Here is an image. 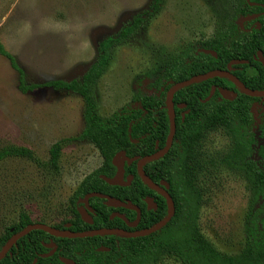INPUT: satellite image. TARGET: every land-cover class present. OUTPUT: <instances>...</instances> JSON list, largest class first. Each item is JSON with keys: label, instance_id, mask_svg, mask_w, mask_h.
<instances>
[{"label": "rangeland", "instance_id": "1", "mask_svg": "<svg viewBox=\"0 0 264 264\" xmlns=\"http://www.w3.org/2000/svg\"><path fill=\"white\" fill-rule=\"evenodd\" d=\"M150 3L0 0V43L18 57L26 83L68 81L87 70L103 38L116 34L133 15L147 10L151 15L144 27L111 49L108 69L93 87L98 113L107 117L137 94L152 95L165 56L184 54L215 34L217 20L223 19L221 7L229 0H164L154 13ZM0 61L5 64L4 68L0 65V151L16 146L30 152V157L0 159L1 236L21 213L45 224L68 220L71 214L65 210L74 199V189L100 166L102 157L90 142L76 139L84 127L81 96L51 87L23 93L16 70L2 55ZM206 140L210 150L228 143L217 132ZM55 146L60 151L54 166L50 150ZM200 178L201 231L218 250L234 254L244 244L245 183L239 175L212 166ZM164 264L180 263L167 259Z\"/></svg>", "mask_w": 264, "mask_h": 264}, {"label": "trees", "instance_id": "2", "mask_svg": "<svg viewBox=\"0 0 264 264\" xmlns=\"http://www.w3.org/2000/svg\"><path fill=\"white\" fill-rule=\"evenodd\" d=\"M163 1L151 0V12H157ZM254 11L255 7L245 0H239L238 3L229 0L228 5L223 4L220 14L223 19L217 21V36L206 42L207 48L215 51L216 56L199 52L197 49H188L184 54L170 52L162 63L154 93L135 95L122 108L107 117L98 113L93 87L108 69L111 49L126 42L144 27L151 15L147 10L133 15L116 34L103 38L97 45L96 58L79 78L28 84L25 72L1 43L0 55L7 58L10 66L16 70L21 92L51 87L82 97L84 127L76 139L88 141L97 148L102 157V165L83 178L76 191L78 194L85 186L93 184L92 178L102 182L98 175L108 174L105 168L114 170L111 159L118 151L124 150L129 157H143L155 152L156 141L159 148L164 146L169 132L165 96L175 83L198 74L225 69L229 61L241 59L248 60V63L232 65L231 73L247 88L264 90V67L253 58L257 50H261L264 55V49H255L254 24L251 23L249 27L246 24L241 28L235 23L238 15ZM244 35L248 36L246 44L243 41ZM161 52H164L163 48ZM213 85L233 89L237 95L233 100L218 99L219 95L215 92L209 100L203 101ZM171 100L176 113L175 134L171 147L166 154L147 162L143 167L147 172H158L163 166L167 172L172 168L173 172L177 170V173L180 168V176H172L173 181L167 178L171 185L174 184V214L171 219L161 229L139 237L95 235L57 239L72 250L82 249L86 242L96 239H117V246H113V252L116 251L113 258L102 264H164L167 259H173L180 264H264V98L245 95L228 78L216 76L178 89L173 93ZM182 103L185 104L183 109L177 106ZM184 110L188 112L181 120L179 112ZM216 132L225 136L227 145L219 149H207V137ZM59 151L58 146L50 150L51 163L54 166ZM8 155L30 157V152L24 147L16 146L0 151V159ZM210 166L239 175L248 192L247 209L243 219L244 244L234 254L218 250L200 228V175ZM129 171L135 175V179L131 187L125 188L126 191L133 188L136 192L141 187H146L136 175L135 163ZM165 215L164 207L145 229ZM31 223L34 222L28 215L21 213L17 223L7 228L0 236V250L13 234ZM57 227L62 229L61 226ZM109 227L111 226L101 223L87 228L72 227L68 230L83 232ZM43 236H49V233L40 229L32 230L17 240L0 260V264H39L42 260L37 254L42 251L40 240ZM93 252L97 253L95 250ZM80 253L85 252L81 250ZM84 256L95 259L93 254ZM35 258L37 263H33Z\"/></svg>", "mask_w": 264, "mask_h": 264}, {"label": "flooded vegetation", "instance_id": "3", "mask_svg": "<svg viewBox=\"0 0 264 264\" xmlns=\"http://www.w3.org/2000/svg\"><path fill=\"white\" fill-rule=\"evenodd\" d=\"M245 1L248 2L250 6H254L255 11L254 13L238 15V17L235 19V23L238 24L241 28H244L246 24L249 27L251 23H253L255 27V35H254L255 49H264V0H254L253 2L251 0H245ZM216 36H217L216 33L212 34L211 37L204 39L203 41H200L198 45L192 47L191 49H197L199 52H202L200 51V49H208L206 42L211 41L213 38H216ZM243 37H244V40H243L244 44H246L248 40V36L244 35ZM258 51H261V50H257L256 53ZM262 55H263V52H262ZM246 63H248V60ZM259 63L264 67V65L261 62ZM240 64H243V63H240ZM233 65H236V64H233ZM220 87L221 86H215L216 89L214 93L215 92L218 93V88ZM224 88H227V87H224ZM218 99H222L220 98V95ZM185 111L186 110L179 112L181 120H183L184 118V117L182 118V114L184 113L185 115L187 113ZM175 117H176V113H175ZM157 145H158V142H157ZM133 163H135L136 175L140 178L137 172L136 161L132 162L131 164H127V163L124 164V174L122 178V183H127L126 177L130 175L131 180L129 184H122V185L108 184L100 176L104 175L106 177L111 178L114 176L116 172V168L115 166H113L114 170L112 168H105L104 170L108 174L98 175V177L101 179L102 182L98 181L97 179L92 178L93 184L91 186H85L83 189L79 191L78 194H76V191L81 183H79L76 186L73 192L74 199L73 200L70 199L66 205L65 212H67L69 215L71 214V217L69 216L68 220L61 221V223H58V224H47L46 223V225L51 226L53 228H57V229H60L57 226H61L62 229L68 230L72 227L87 228L90 226L92 227L95 224L104 223V224H108L111 226L108 229H120V230H124L130 233H134V232L144 230L145 227L162 212L164 207L166 209V214H167L168 203H167L166 196L164 194L165 193L168 194L170 198L172 199V201H173L172 196L174 195V184L171 185V183L167 180V178L169 177L173 181L172 176H174L175 178H177L178 175L180 176V173H181L180 168H179L178 173H177V170L173 172L172 168H170L169 172H167L166 168H164L163 166H162L161 171H158V172H151V171L147 172L146 170L143 169L144 174L151 180V182L154 184L155 187L149 186L140 178V180L145 184L146 187H141L136 192L133 190V188L126 191L125 188L131 187L135 179V175L131 171H129ZM101 165H102V162L100 166ZM87 188H90V189L88 190ZM91 193L105 194L110 197L116 198L124 203L130 202L132 204V208H127L123 206L107 205L106 199L104 198H100L98 196H88ZM86 196H88L87 203L84 202V199ZM79 210H84L90 216L91 218L90 223L84 221L81 218L79 214ZM88 215H86V218H88ZM94 219H96V221H94ZM30 220L33 221L34 223H41L40 220L38 222H35L32 219ZM68 224L69 226H66ZM91 230H95V229H91ZM58 237L59 236H55L49 233V236H43V238L40 240L42 251L37 254L38 255L37 257H39L42 261L39 264H102L103 262L111 260L113 258V255L116 252V251L113 252V246L116 247L118 243L117 239H101V240L96 239L95 241H92V242L90 241L86 242L82 246V249L72 250V249H69L68 246H65L62 243V241H59L57 239ZM121 237H124V236H121ZM81 250H84L85 253H80ZM93 250H95V252L97 253H94ZM84 254H89V256L93 254L95 256V259L93 260V258H86ZM33 263H37V258L33 260Z\"/></svg>", "mask_w": 264, "mask_h": 264}, {"label": "water", "instance_id": "4", "mask_svg": "<svg viewBox=\"0 0 264 264\" xmlns=\"http://www.w3.org/2000/svg\"><path fill=\"white\" fill-rule=\"evenodd\" d=\"M200 51L205 52V53H210L213 56H216V53L212 50H208V49H200ZM255 59H257L259 62H261L264 65V57L262 55L261 51H258L256 53V55L254 56ZM247 60H231L227 66L226 69H217V70H213L210 72H206V73H202V74H198L195 75L193 77H190L188 79L179 81L177 83H175L166 93L165 96V106L167 109V114H168V120H169V132L165 141V146L161 149L158 148L157 142L155 144V149L156 151L145 155L143 157H139V156H132V157H128L125 153L124 150H120L118 151L111 159V163L113 166H115L116 168V172L114 174L113 177L109 178L106 177L104 175H101L100 177L102 179H104L108 184L111 185H122V184H129L130 180H131V176H127L126 180L127 183H122V178H123V174H124V164H131L132 162L136 161V166H137V172L138 175L140 176V178L149 186L151 187H155L154 184L151 182V180L144 174L143 172V166L149 162L152 161L154 159L159 158L160 156H162L163 154H165L168 149L170 148L171 144H172V140L175 134V111L173 108V104H172V95L175 91H177L178 89H181L183 87L189 86L191 84L203 81V80H207L210 79L212 77H216V76H221V77H226L229 80H231L234 85L245 95H248L250 97H259V98H264V90H253V89H249L247 88L235 75H233L230 70L232 69V65L233 64H240V63H246ZM215 86H211L210 92L208 94V96L203 100V101H207L211 98V96L213 95L214 91H215ZM218 93L220 95V98L226 99V100H233L236 95L237 92L233 89L230 88H224V87H220L218 88ZM179 108H183L185 107V104H179L177 105ZM185 112H188V110H186ZM184 117V113L182 114V118ZM166 196L167 199V203H168V211L167 214L164 218H162L160 221H158L157 223H155L154 225H152L151 227L138 231V232H134V233H130L124 230H120V229H95V230H89V231H83V232H74V231H70V230H66V229H57V228H53L51 226H48L46 224L43 223H31L29 225H27L25 228H23L21 231L13 234L5 243V245L3 246V248L0 250V260L2 258H4V256L6 255L7 252H9V250L12 248L13 245H15V243L17 242V240L25 235H27L28 233H30L32 230H36V229H40V230H44L52 235L55 236H59V237H69V238H84V237H91V236H95V235H120V236H124V237H138V236H143L146 234H151L159 229H161L163 226L166 225V223L171 219V217L174 214V203L172 201V199L170 198V196L168 194H164ZM88 196H98L100 198H104L106 199V204L110 205V206H123V207H127V208H132V204L130 202L124 203L116 198L110 197L108 195L105 194H100V193H91ZM88 196L85 197L84 202L87 203V198ZM79 214L81 216V218L86 221V222H91V218L90 216L84 211V210H79ZM86 215H88V218H86ZM122 217V216H121ZM66 226H69L66 225ZM13 229L11 228L10 231H12Z\"/></svg>", "mask_w": 264, "mask_h": 264}, {"label": "crops", "instance_id": "5", "mask_svg": "<svg viewBox=\"0 0 264 264\" xmlns=\"http://www.w3.org/2000/svg\"><path fill=\"white\" fill-rule=\"evenodd\" d=\"M14 57H15L17 63L19 64V66L22 67L21 64H20V61H19L18 57L15 56V55H14ZM0 65L2 66V68L5 67V64L3 63V61H0ZM22 68H23V67H22ZM23 71L25 72L24 68H23ZM11 72L14 73V71H11ZM25 77H26V74H25Z\"/></svg>", "mask_w": 264, "mask_h": 264}]
</instances>
